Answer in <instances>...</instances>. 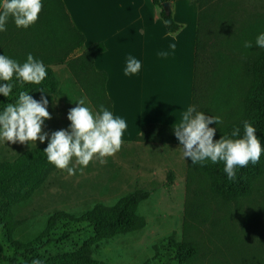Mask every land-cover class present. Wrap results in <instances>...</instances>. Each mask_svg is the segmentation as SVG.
<instances>
[{
	"label": "rangeland",
	"instance_id": "rangeland-1",
	"mask_svg": "<svg viewBox=\"0 0 264 264\" xmlns=\"http://www.w3.org/2000/svg\"><path fill=\"white\" fill-rule=\"evenodd\" d=\"M194 1L212 16L204 38L201 111L220 117L217 126L209 125L216 128L215 137L223 124L245 113L253 65L264 48L243 45L254 44L256 35L264 31V0ZM79 55L74 51L68 60ZM51 66L56 67L59 89L57 95L45 96L51 118L43 130L49 133L68 127L67 112L81 97L93 111L99 110L82 88L89 86L91 77H77L64 63ZM213 93L217 104L229 101L227 107L214 110ZM99 104L106 107L103 101ZM183 111L177 108L175 113ZM133 140H123L121 149L105 157L104 163L94 158L79 171L81 166L73 161L70 166L77 170L73 175L53 171L27 202L13 209L11 231L6 234L0 229L2 254L17 264H34V254L47 260L73 253L93 235L85 215L96 204L112 206L129 193L141 192L145 197L137 213L144 226L92 245L91 259L104 264H176V245L190 241L199 251L192 264H264V167L249 196L221 202L210 192L202 168L183 158L178 141L172 145ZM47 143V139L30 145L0 142V161L13 162L23 152Z\"/></svg>",
	"mask_w": 264,
	"mask_h": 264
},
{
	"label": "trees",
	"instance_id": "trees-1",
	"mask_svg": "<svg viewBox=\"0 0 264 264\" xmlns=\"http://www.w3.org/2000/svg\"><path fill=\"white\" fill-rule=\"evenodd\" d=\"M159 10V16L168 33H175L180 29L172 17L171 11L165 13L162 4L166 1L151 0ZM196 5L197 25L195 38V55L193 80L191 88V106L201 111V84L203 79V62L205 61V42L211 14L201 10L199 1L190 0ZM167 19L169 22L165 23ZM74 51L80 52L75 60H68ZM105 51L102 43L84 47L83 35L73 26L61 0H43V7L38 20L28 29L17 28L11 18L6 25V31L0 33V54L23 62L30 52L34 58L42 60L46 66L47 76L41 85H25L29 94L35 97L55 96L58 94L59 82L50 66L54 63L66 64L73 68L77 77H91L89 86L82 88L90 93L91 99L99 103L105 102L111 111V100L105 92L106 74L98 72L93 67L95 55ZM74 61V63H73ZM71 68V69H72ZM37 89V90H35ZM23 90V89H22ZM13 92H17L14 88ZM16 96L9 99L0 94V109L9 102H15ZM212 101L216 102L214 110L224 109L229 101L217 104V94L213 93ZM245 113L235 122L222 125L220 132L213 138L219 139L223 134L231 133L233 127H239L243 132V121L247 120L257 128L256 135L261 137L264 146V52L253 65L252 84L244 99ZM135 142L177 144L173 126L151 124L143 127ZM43 144L35 149L23 152L13 162L0 161V229L5 233L12 229V211L16 206L27 202L35 191L46 181L48 176L57 168L47 161ZM191 161V160H190ZM199 166L208 175L209 190L221 202H232L240 197H247L252 191L253 183L261 176L264 167V153L256 165L249 163L241 168L235 180H229L223 171V162L213 164L208 162ZM145 195L141 192L129 193L121 197L114 205L96 204L85 215V221L92 228V237L73 253L62 254L42 260L34 254V264H104L90 257L91 246H97L102 241L113 237L140 230L144 226L143 219L138 215L137 208ZM16 244V243H15ZM17 245V244H16ZM38 249L33 246L31 249ZM196 244L181 241L176 245L174 261L176 264H192L198 256ZM0 264H17L14 259L2 254L0 245Z\"/></svg>",
	"mask_w": 264,
	"mask_h": 264
},
{
	"label": "clouds",
	"instance_id": "clouds-1",
	"mask_svg": "<svg viewBox=\"0 0 264 264\" xmlns=\"http://www.w3.org/2000/svg\"><path fill=\"white\" fill-rule=\"evenodd\" d=\"M42 7L43 0H0V33L6 31L10 18L17 28L28 29L38 20ZM243 46L264 48V31L256 35L254 44L245 41ZM175 47L173 38L169 48L160 49L158 54L166 56L169 49ZM140 70L141 61L128 55L124 75H136ZM47 74L44 62L34 58L30 52L23 62L0 54V94L8 99L16 96L14 103H4L0 109V142L30 145L47 139V146L43 149L47 161L68 175L77 171L70 166L73 161L81 166L79 171H83L94 158L104 163L105 157L121 149L122 137L128 126L126 120L103 104L99 105L98 111H93L81 97L67 112L66 118L70 123L66 129L50 133L44 131L45 121L51 118L49 101L43 95L39 100L33 98L25 85H41ZM14 88L17 89L15 93ZM220 122V117L206 116L190 106L180 113L173 125L174 135L181 145L184 159L190 158L192 164L200 165L223 162V171L231 181L236 179L241 168L260 161L264 146L261 137L256 135L257 128L247 120L243 121L242 134L239 127H233L230 135L223 134L214 141L216 128L209 125L215 123L217 126Z\"/></svg>",
	"mask_w": 264,
	"mask_h": 264
},
{
	"label": "crops",
	"instance_id": "crops-1",
	"mask_svg": "<svg viewBox=\"0 0 264 264\" xmlns=\"http://www.w3.org/2000/svg\"><path fill=\"white\" fill-rule=\"evenodd\" d=\"M61 1L73 26L83 35L85 49L96 43L105 47L94 56L93 67L106 74L111 111L127 122L122 141L134 139L146 125L173 126L180 115L175 110L191 106L196 5L190 0L171 2L170 11L180 29L168 33L151 0ZM173 38L176 47L166 56L159 55ZM128 55L141 61L136 75L123 73Z\"/></svg>",
	"mask_w": 264,
	"mask_h": 264
},
{
	"label": "water",
	"instance_id": "water-1",
	"mask_svg": "<svg viewBox=\"0 0 264 264\" xmlns=\"http://www.w3.org/2000/svg\"><path fill=\"white\" fill-rule=\"evenodd\" d=\"M170 5H171L170 1H166V2H164L162 4V8H163L165 13H169L170 12Z\"/></svg>",
	"mask_w": 264,
	"mask_h": 264
}]
</instances>
